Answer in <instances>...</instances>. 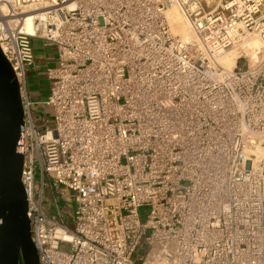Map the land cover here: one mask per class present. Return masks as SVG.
<instances>
[{
  "label": "built area",
  "instance_id": "1",
  "mask_svg": "<svg viewBox=\"0 0 264 264\" xmlns=\"http://www.w3.org/2000/svg\"><path fill=\"white\" fill-rule=\"evenodd\" d=\"M250 36L264 47V0H0L38 264H264V56L214 62ZM31 39L57 52L49 123L31 114Z\"/></svg>",
  "mask_w": 264,
  "mask_h": 264
},
{
  "label": "water",
  "instance_id": "2",
  "mask_svg": "<svg viewBox=\"0 0 264 264\" xmlns=\"http://www.w3.org/2000/svg\"><path fill=\"white\" fill-rule=\"evenodd\" d=\"M22 110L13 71L0 51V264H38L29 238L16 151Z\"/></svg>",
  "mask_w": 264,
  "mask_h": 264
},
{
  "label": "rangeland",
  "instance_id": "3",
  "mask_svg": "<svg viewBox=\"0 0 264 264\" xmlns=\"http://www.w3.org/2000/svg\"><path fill=\"white\" fill-rule=\"evenodd\" d=\"M179 37V36H178ZM252 38H255L252 36ZM195 43V42H193ZM197 44V43H195ZM198 45V44H197ZM255 51L245 57V61L248 63L253 62L254 56L258 51L260 42L257 41L255 44ZM199 46V45H198ZM31 48L33 51V60L32 64L26 68L25 72V84L29 100L32 102L31 105V114L37 120V124L46 121L49 123L51 118V113L48 107L41 106L40 103L43 102L48 95V79L46 76L45 68L46 66H53L56 63V49L51 45L42 46V42L37 39H31ZM231 49V48H230ZM228 49V50H230ZM227 51V50H226ZM223 54V53H222ZM241 61V60H240ZM40 120V121H38ZM73 193L69 192L61 197L57 195V204L61 209H64L65 212H68L69 209L74 207V202L70 200ZM49 211L54 213L52 204H48ZM148 212V206L144 205L139 208V219L144 221L146 214ZM66 223L69 228L72 227L70 218H66Z\"/></svg>",
  "mask_w": 264,
  "mask_h": 264
},
{
  "label": "bare ground",
  "instance_id": "4",
  "mask_svg": "<svg viewBox=\"0 0 264 264\" xmlns=\"http://www.w3.org/2000/svg\"><path fill=\"white\" fill-rule=\"evenodd\" d=\"M166 21L169 26V30L174 34L179 36L180 39L195 42L199 45V41L195 33L191 30L188 20L180 13L179 9L175 6L168 7L164 12ZM31 22L30 18L27 19L24 30L31 33ZM255 37V36H254ZM257 37L252 38V36L242 39L238 44L233 46L230 50L223 51L215 58V63L226 70H230L234 64L237 57L242 56L244 59L248 55L255 51ZM258 51L254 56V59H260L264 56V47L260 46L257 48ZM245 56V57H244ZM261 154V152H259Z\"/></svg>",
  "mask_w": 264,
  "mask_h": 264
},
{
  "label": "crops",
  "instance_id": "5",
  "mask_svg": "<svg viewBox=\"0 0 264 264\" xmlns=\"http://www.w3.org/2000/svg\"><path fill=\"white\" fill-rule=\"evenodd\" d=\"M43 46V45H42Z\"/></svg>",
  "mask_w": 264,
  "mask_h": 264
}]
</instances>
